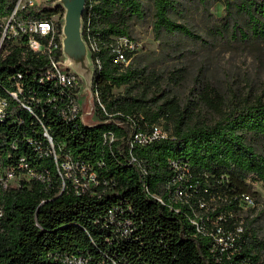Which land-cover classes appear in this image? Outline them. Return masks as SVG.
Here are the masks:
<instances>
[{
	"label": "trees",
	"instance_id": "1",
	"mask_svg": "<svg viewBox=\"0 0 264 264\" xmlns=\"http://www.w3.org/2000/svg\"><path fill=\"white\" fill-rule=\"evenodd\" d=\"M177 1L86 0L81 35L98 48L89 53L91 63L101 64L93 68L91 87L105 109L95 101L94 123L69 111L79 89L56 78L50 58L62 56L60 46L32 50L25 34L4 38L0 169L19 181L0 195V264H65L72 255L89 264H258L262 245L243 213L244 196L253 202L258 196L254 183L264 187V100L224 111L216 89L201 83L197 98L220 117L192 122L172 100L159 103L165 90L146 54L125 53V63L113 51L118 37L132 38L147 5L157 40L178 33L198 38L170 17ZM15 2L0 0V37ZM197 2L223 3L231 21L211 27L219 37L229 31L230 41L264 39V0ZM61 8L27 7L16 16L40 20L63 15ZM234 12L246 27L231 19ZM161 120L170 129L166 136L134 140ZM68 160L94 173L96 183L75 187L62 178Z\"/></svg>",
	"mask_w": 264,
	"mask_h": 264
},
{
	"label": "rangeland",
	"instance_id": "2",
	"mask_svg": "<svg viewBox=\"0 0 264 264\" xmlns=\"http://www.w3.org/2000/svg\"><path fill=\"white\" fill-rule=\"evenodd\" d=\"M46 7L62 6L51 1ZM146 13L142 22L133 25L132 37L143 48L138 54H146V62L161 76V87L166 95L159 103L172 100L191 117L192 122L212 123L220 114L206 107L197 98L201 83H208L216 89L222 98L221 109L224 111L257 98L264 100V39L230 41L229 31H225L224 38L214 34L211 27H226V21H231L226 18L222 2L203 7L197 0L177 1L176 10L170 12V17L188 26L198 38H189L178 33L157 40L151 29L150 5L146 6ZM64 17L65 15L58 12L50 18L64 27ZM231 19L246 27V20L239 13L234 12ZM65 41L68 42L72 55L66 52ZM62 44L64 53L61 56L60 68L63 71H76L80 76L83 87L78 103L83 108L82 119L86 123H94L97 118L92 114L93 98L88 86L92 63L84 40L70 39L64 34ZM159 127L165 134L170 130L165 129L163 120L160 121ZM66 169L71 172V169ZM29 176L30 174H26L24 178L28 179ZM18 181V177H10L9 185L14 186ZM254 190L258 196L253 197L254 202L246 204L243 214L248 216V226L262 245L258 264H264V187L256 182ZM256 200L258 202H255ZM248 207L254 209L249 211Z\"/></svg>",
	"mask_w": 264,
	"mask_h": 264
},
{
	"label": "built area",
	"instance_id": "3",
	"mask_svg": "<svg viewBox=\"0 0 264 264\" xmlns=\"http://www.w3.org/2000/svg\"><path fill=\"white\" fill-rule=\"evenodd\" d=\"M51 1L57 3L58 5H61L64 8L63 15H65V7H64L65 0H16L12 13L6 20L2 35L0 37V49L2 47L3 40L5 37L7 38L15 37L16 38L18 36L25 34L27 35V38H26L27 43L32 50H42V49L47 48L48 51H50L52 48H56L60 46L62 56H63L64 52H63L62 40L64 37V33H63V27H61L60 24L59 25L61 27V30L60 32H58V24L56 21H54L51 18H45V19H40V20L36 18H27L25 20L24 19L19 20L17 19V16H16L17 11L24 10L27 7L42 8V7L47 6V3ZM57 35L59 38L58 42L55 41V38ZM44 40L46 41V43H44ZM83 40L86 45V50L88 51V53H90V51L91 52L97 51L98 49L97 45L95 41H93L89 35L87 36L86 40L85 39ZM142 49L143 48L133 37L128 38L126 36L118 37L116 39V44L113 47V51L116 53L117 60H120L125 63H128L125 53L136 54L140 52ZM61 60H62V57H60L58 60H55L51 57L50 63L54 69V73L59 83L70 85V86L72 85L78 86L79 90L76 94L77 100L73 102L71 106H69V111L71 113H80V117L82 118L83 108L80 107L78 103V99H79V93H81L82 91L83 83L81 82V78L76 73V71H63L60 68ZM94 67L95 68L101 67L100 60L98 58H96L94 62L92 63V71H91L89 82H88V86L90 89V95H92V98H93V106L91 108L93 115L95 114V107H94L95 101L101 107V109L105 112L103 105L99 101L97 93H94L91 87V75H92ZM12 95L15 96V93H12ZM4 105H5V102L0 101V112L2 111V108L4 107ZM159 126H160L159 124L154 125L153 128L146 134L135 133L133 135L134 140H137L139 142L141 141L146 142V141H151L159 137L166 136L167 134H165ZM44 135L47 137L52 147L50 136L46 132L44 133ZM107 137L110 141L113 139L112 135H108ZM61 167H62L61 177L64 179L70 180L75 185V187L80 186V187L85 188L88 184L90 185V182L96 183V175L92 172L89 175H87L85 171L83 170V168L81 169L79 168L76 162L73 163L72 161L68 160L67 162L62 163ZM66 168L71 169V172H67ZM0 171H1L0 172V195H1L3 189H6L9 186H11L9 185V178L10 177L14 178L15 176L10 170L0 169ZM16 185H18V183H16L14 186ZM63 187H64V183H63ZM244 199L247 203L252 202L249 195H245ZM1 215H2V208L0 206V216ZM128 229H129V223L124 222L122 225V232L126 233ZM197 229H199V227H197ZM219 241H222V240L219 239ZM65 264H89V263H88V260L81 255H72L66 258ZM95 264H118V263L115 262V260L111 259V260L99 261Z\"/></svg>",
	"mask_w": 264,
	"mask_h": 264
},
{
	"label": "water",
	"instance_id": "4",
	"mask_svg": "<svg viewBox=\"0 0 264 264\" xmlns=\"http://www.w3.org/2000/svg\"><path fill=\"white\" fill-rule=\"evenodd\" d=\"M86 0H65V24H64V34L70 39H82L81 35V17L85 8ZM65 41V50L67 53L71 54L70 46ZM85 50V49H84ZM72 55V54H71Z\"/></svg>",
	"mask_w": 264,
	"mask_h": 264
}]
</instances>
